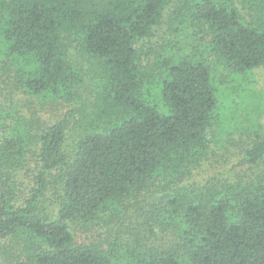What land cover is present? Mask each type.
I'll list each match as a JSON object with an SVG mask.
<instances>
[{
    "label": "trees",
    "instance_id": "trees-1",
    "mask_svg": "<svg viewBox=\"0 0 264 264\" xmlns=\"http://www.w3.org/2000/svg\"><path fill=\"white\" fill-rule=\"evenodd\" d=\"M263 66L264 0H0V264H264V126L229 111Z\"/></svg>",
    "mask_w": 264,
    "mask_h": 264
},
{
    "label": "rangeland",
    "instance_id": "rangeland-1",
    "mask_svg": "<svg viewBox=\"0 0 264 264\" xmlns=\"http://www.w3.org/2000/svg\"><path fill=\"white\" fill-rule=\"evenodd\" d=\"M164 27L160 29L159 35L155 36L150 41H147L145 44V49L147 50L151 45L153 46V43L155 44L157 41L160 42V37L163 33ZM165 31V30H164ZM190 45V39H188L182 46L184 51H188V47ZM155 47V46H153ZM156 48V47H155ZM153 54L150 53V56L148 59H152ZM211 60V66L214 72V77H216L219 81L227 82L229 83V86L233 84V79L230 75H228L224 68L221 66L220 62L215 60L213 57L210 58ZM245 83L243 82V91L240 92L243 94V97H237L235 98V102H231L230 106L231 109L230 115L235 117H239V121L242 122L244 119L247 121L243 125L246 127L243 128V131L249 130V128H252L254 123H251L256 118H258L261 122V124L264 126V66L256 69L250 73H248L246 76ZM249 91L248 93H245L246 91ZM224 98L226 97V92H223ZM253 96V97H252ZM258 104L259 108L257 110L254 109V105ZM236 118V117H235ZM238 119V118H237ZM228 131H233V129L230 126H227ZM232 137L233 142L227 143L226 147L229 149L226 154L231 157V152L233 150L240 148V143L238 142V135L233 133ZM232 164V159L229 160V163L225 166H223L220 169H212L209 172L205 173V171H202V174L198 176V178L206 177L207 175H210L212 172L219 173L222 169H229V167ZM96 232L90 231V230H80L77 233V238L86 241V240H93L95 239ZM87 237V238H86ZM98 239L94 240L97 241Z\"/></svg>",
    "mask_w": 264,
    "mask_h": 264
}]
</instances>
